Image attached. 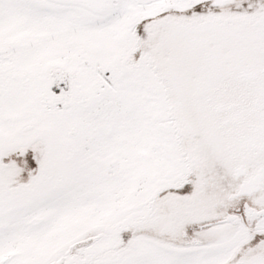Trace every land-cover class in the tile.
<instances>
[{
    "label": "snow or ice",
    "instance_id": "1",
    "mask_svg": "<svg viewBox=\"0 0 264 264\" xmlns=\"http://www.w3.org/2000/svg\"><path fill=\"white\" fill-rule=\"evenodd\" d=\"M0 264H264V0H0Z\"/></svg>",
    "mask_w": 264,
    "mask_h": 264
}]
</instances>
